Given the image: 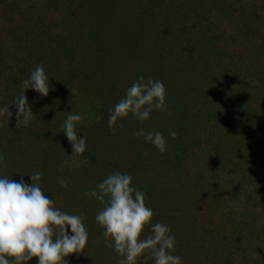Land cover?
I'll return each mask as SVG.
<instances>
[{
  "label": "rangeland",
  "instance_id": "rangeland-1",
  "mask_svg": "<svg viewBox=\"0 0 264 264\" xmlns=\"http://www.w3.org/2000/svg\"><path fill=\"white\" fill-rule=\"evenodd\" d=\"M40 64L49 94L25 91L33 119L0 117V177L31 185L40 172L57 208L86 217L88 243L68 264H118L95 221L102 205L85 195L114 172L146 194L151 224L169 225L182 264H264V0H0V107ZM141 75L163 82L167 111L110 130L109 109ZM70 112L86 137L75 158Z\"/></svg>",
  "mask_w": 264,
  "mask_h": 264
},
{
  "label": "clouds",
  "instance_id": "clouds-1",
  "mask_svg": "<svg viewBox=\"0 0 264 264\" xmlns=\"http://www.w3.org/2000/svg\"><path fill=\"white\" fill-rule=\"evenodd\" d=\"M21 88L23 91L12 105L17 109L15 114L10 111L12 106L0 107V117L10 120L15 115L16 127H26L34 117L25 91L31 88L41 96L49 94V80L42 64L35 66L22 81ZM153 111H167L166 88L162 81L141 75L109 109L108 127L114 130L118 121L129 115L142 123ZM81 119V115L70 112L62 125V132L72 146L73 158L86 150V137L78 139L76 131ZM133 135L143 137L161 154L167 151V142L160 132L140 128ZM169 135L175 139L177 133L171 131ZM4 161L5 157L0 154V164ZM41 177L40 172L30 175L31 185L23 180L0 177V264H10L9 258L15 264L33 259L37 264H68L67 257L86 248L88 231L83 223L86 217L57 208L55 201L42 190ZM59 184L68 187L64 178ZM85 195L102 205L95 221L103 229L105 247L120 257L118 264H138L141 257L145 261L151 259L154 264H182V258L173 254L176 239L170 234L169 225L151 224L153 210L146 205V194L132 186L130 174L110 173ZM146 227L150 228V234L144 236Z\"/></svg>",
  "mask_w": 264,
  "mask_h": 264
},
{
  "label": "trees",
  "instance_id": "trees-1",
  "mask_svg": "<svg viewBox=\"0 0 264 264\" xmlns=\"http://www.w3.org/2000/svg\"><path fill=\"white\" fill-rule=\"evenodd\" d=\"M189 151H190V146H188V145H184V146H182V147L179 149V152H180V153H184V154H187ZM147 229H148V228H147ZM148 230H150V229H148ZM147 235H149V233H148Z\"/></svg>",
  "mask_w": 264,
  "mask_h": 264
}]
</instances>
